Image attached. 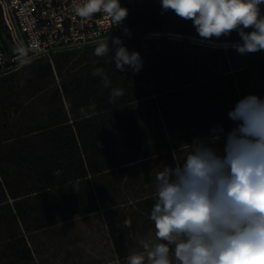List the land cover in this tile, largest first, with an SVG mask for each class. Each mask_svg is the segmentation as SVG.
Masks as SVG:
<instances>
[{
    "label": "trees",
    "instance_id": "16d2710c",
    "mask_svg": "<svg viewBox=\"0 0 264 264\" xmlns=\"http://www.w3.org/2000/svg\"><path fill=\"white\" fill-rule=\"evenodd\" d=\"M124 1L134 44L128 50L140 53L139 72L115 68L111 40L109 57L94 55L97 44L33 59L0 75V264H45L39 242L44 234L69 220L120 206L124 179L149 176L179 150L165 139L161 116L184 90H160L153 96L150 71L156 62L184 67V39L149 34L200 36L192 21L171 10L162 12L160 0ZM223 39L242 42L235 31ZM232 53L242 55L234 48ZM96 68L104 69L108 88L92 75ZM230 88L235 92L233 79ZM112 89L124 94L110 102ZM225 96L221 92L217 103L224 106ZM220 129V135L231 130ZM179 139L187 140L185 135ZM199 139L210 140L207 134ZM133 205L123 214L128 234L141 221L134 208L139 203ZM141 205L150 215V197Z\"/></svg>",
    "mask_w": 264,
    "mask_h": 264
},
{
    "label": "clouds",
    "instance_id": "9594fccd",
    "mask_svg": "<svg viewBox=\"0 0 264 264\" xmlns=\"http://www.w3.org/2000/svg\"><path fill=\"white\" fill-rule=\"evenodd\" d=\"M162 12L190 20L204 40L230 36L238 53L264 50V0H160ZM80 18L102 14L111 27L128 15L120 0H83L74 5ZM251 29V31H246ZM110 57L121 72L143 67L139 52H129L121 39L112 40ZM109 43L94 49L97 57H109ZM108 88L110 79L96 68ZM124 94L112 89L109 101ZM229 118L236 122L226 136L223 153L210 140L196 138L173 153L175 166H162L155 176L154 204L149 219L154 234L144 244L146 255L130 253L126 264H264V99L248 95L238 101Z\"/></svg>",
    "mask_w": 264,
    "mask_h": 264
},
{
    "label": "rangeland",
    "instance_id": "374dc122",
    "mask_svg": "<svg viewBox=\"0 0 264 264\" xmlns=\"http://www.w3.org/2000/svg\"><path fill=\"white\" fill-rule=\"evenodd\" d=\"M149 35L184 39L180 45L182 54L187 57L184 67L175 68L173 65L156 62L150 71L152 86L156 92L153 96L158 95L160 90H164L163 93L184 90L169 103L171 110L168 114L161 116L165 139L171 146L178 145V155H181V146L190 144V140L206 134L211 139L212 130L220 127L232 130L236 122L229 118V112L234 110L237 101L248 95L264 99V50L233 55L231 45L241 42L224 40V36L204 40L176 32ZM2 38L9 42L4 31ZM129 40L121 39L127 49L134 45ZM83 50L84 48L67 52ZM25 64L13 71L22 69ZM221 74L231 76L221 77ZM232 79L236 86L235 92L230 88ZM221 92L226 95L224 106L216 100ZM231 130L220 135L216 143L221 146L222 151L226 136ZM181 135H185L187 140L180 142ZM162 166L174 167L173 156L162 161L147 177H142L139 173L135 177L124 179L122 190L118 194L120 206L69 220L44 234L39 242L45 264H126V257L130 253L146 255L144 244L154 234L155 229L149 219L150 215H146L141 203L147 195L153 206L155 176ZM134 203H139L134 208L141 221L137 230L128 234L124 229L123 214Z\"/></svg>",
    "mask_w": 264,
    "mask_h": 264
},
{
    "label": "built area",
    "instance_id": "2783aa9c",
    "mask_svg": "<svg viewBox=\"0 0 264 264\" xmlns=\"http://www.w3.org/2000/svg\"><path fill=\"white\" fill-rule=\"evenodd\" d=\"M82 2L0 0V75L33 59H52L62 51L82 49L116 37L131 39L128 15L120 26L111 27V22L99 13L87 19L78 17L74 5ZM120 4L129 10L124 0ZM3 31L9 42L3 40Z\"/></svg>",
    "mask_w": 264,
    "mask_h": 264
}]
</instances>
